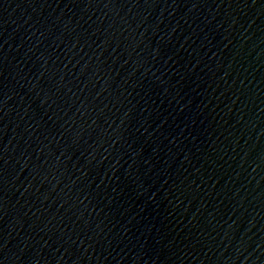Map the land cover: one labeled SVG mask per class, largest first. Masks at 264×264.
Wrapping results in <instances>:
<instances>
[{
    "label": "water",
    "instance_id": "1",
    "mask_svg": "<svg viewBox=\"0 0 264 264\" xmlns=\"http://www.w3.org/2000/svg\"><path fill=\"white\" fill-rule=\"evenodd\" d=\"M0 264H264V0H0Z\"/></svg>",
    "mask_w": 264,
    "mask_h": 264
}]
</instances>
